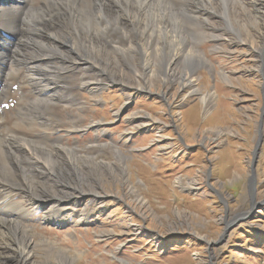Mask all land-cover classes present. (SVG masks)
Returning <instances> with one entry per match:
<instances>
[{"label": "rangeland", "instance_id": "1", "mask_svg": "<svg viewBox=\"0 0 264 264\" xmlns=\"http://www.w3.org/2000/svg\"><path fill=\"white\" fill-rule=\"evenodd\" d=\"M49 1L36 0L35 7L42 3L37 10L23 0L19 10L7 9L11 30L0 27V47L8 42L0 50V91L5 89L7 101L0 106V161L7 167L0 166L1 197L5 201L12 192V206L0 209V226L6 224L0 264H20L14 259L20 254L16 236L6 232L10 225L36 245L37 264H61L63 257L65 264H264V0H158L175 17L162 21L163 27L177 25V34L206 63L197 62L185 87L178 75L158 74L162 81L154 88L139 77L149 73L137 67L140 54L129 59L112 48L137 45L140 38L123 39L111 24L114 17L108 19L113 26L108 35L103 32L106 22L99 12L119 11L128 29L141 27L123 16L116 0L79 2L73 10L78 17L69 24L44 17ZM125 1L131 0H119ZM20 18L29 26L27 34L19 28ZM40 29L57 37L52 41ZM51 31L63 33L66 41ZM85 34L100 40L114 36L112 45L94 42L107 49L103 64L86 52ZM146 35L156 36L154 49L157 34ZM161 38L165 45V32ZM52 44L62 53L51 55L45 47ZM164 52L168 60L173 50ZM37 54L45 56L34 58ZM204 95L211 103L208 113ZM94 144L80 152L93 163L78 168L81 179L66 167V174L55 176L52 162L46 164L47 155L65 156L61 147ZM121 157L124 168L95 164ZM55 193L64 201L62 214L54 216L61 219L57 224L46 220L58 205L49 200Z\"/></svg>", "mask_w": 264, "mask_h": 264}, {"label": "bare ground", "instance_id": "2", "mask_svg": "<svg viewBox=\"0 0 264 264\" xmlns=\"http://www.w3.org/2000/svg\"><path fill=\"white\" fill-rule=\"evenodd\" d=\"M35 1L36 0H29L30 3L33 4V7L37 10H40V4L39 6H37L36 4V7H35ZM85 0H50L49 2V5H48V8L46 10H43L45 12H49V15L47 16H44V17H49L50 19H55V18H60V23H68L69 22H73V20H76V11H73L75 8V6L79 3V2H84ZM92 1V0H91ZM113 1V0H112ZM166 1V0H165ZM202 2H205L207 0H201ZM200 1V2H201ZM209 1V0H208ZM207 1V2H208ZM226 1V0H225ZM232 1V0H231ZM237 1V0H236ZM168 1H166L167 3ZM206 2V3H207ZM229 2V1H228ZM23 3V0H0V27H2L4 29V31L6 33H8L9 31L7 29H10L11 30V24H12V17L10 14H7L9 10L7 9H13L15 10V6L17 7V10L20 9L21 5ZM38 3V2H37ZM44 3V2H43ZM181 3V2H180ZM10 4V5H9ZM9 5V6H8ZM47 5V4H46ZM116 5L117 6H120L121 7V11H123V16L125 15L126 18L129 19L130 23L133 24V26L137 25L138 26V22H140L141 24V27L138 26V29L137 31L135 29H128L126 26L123 25V22H125V20H122L123 17L122 15L119 13V11H116L114 10L113 12L115 13H111V11H108V12H99V18L105 20V25L104 27L102 26V29H103V32L105 35H108V31L110 30L109 28L113 27V26H109L108 24V19L110 17H114L113 18V23H111L112 25L115 24L117 25V28H116V33H119L121 35V37L124 39H130V35H135L138 38H140L137 42V45H133L132 42H130L129 46L128 47H124L122 48V46H119L117 45L118 43H114V46H112V48L114 47V51L116 53H119V54H123L125 55L127 58L130 59V54H140L141 55V58L140 60H137L138 61V66L139 68L143 69L144 71H147L149 70V73H145L144 74H141V72L139 73V77H141L142 79H145V82H146V85L148 84L149 82V85L151 84L152 88H154L157 83H159L160 81V78L158 77V74H166L168 77L170 78H173L175 77L176 75L180 76V81H182V84H183V87H185V82H187L188 80V75L191 74V71L193 70L194 66H196L197 62H202V63H206L205 60H204V57L201 53H199V55H195L196 51H192L191 48L189 47V42H188V39L186 40L184 37H181L177 34V32L175 30L176 27H175V24L174 23H170L171 25V28H168V26H165L163 27V22L165 19H168V20H173L174 15L172 13H170L168 9H164L161 7V4L158 3V0H131V1H125V2H119V0H116ZM170 5V4H169ZM232 6V3L231 5ZM240 6V5H239ZM80 7V5H79ZM88 7V6H87ZM111 7V6H110ZM235 7V6H234ZM233 7V8H234ZM238 7V6H236ZM254 7H255V10L257 9H260L259 6H257V4H254ZM109 8V7H108ZM107 8V9H108ZM172 8V7H171ZM199 8V7H198ZM42 9V8H41ZM85 9V8H84ZM97 9V8H96ZM184 9V7H183ZM235 9V8H234ZM110 10V8H109ZM113 10V9H111ZM185 10V9H184ZM205 10V9H204ZM186 11V10H185ZM188 11V10H187ZM234 11V10H233ZM242 11V10H241ZM7 12V13H6ZM13 12V11H12ZM42 12V10H41ZM195 12V11H193ZM240 12V11H239ZM15 13V12H14ZM44 13V12H43ZM118 13V14H117ZM168 13V15H167ZM180 13V12H179ZM12 14V13H11ZM18 14V13H16ZM240 14V13H238ZM182 15V13H181ZM180 15V16H181ZM236 15V13H235ZM237 16V15H236ZM241 16V14H240ZM94 17V16H93ZM92 17V18H93ZM184 17V16H183ZM43 18V17H42ZM80 18V17H79ZM172 18V19H171ZM232 19V17H230ZM85 19V18H84ZM91 19V18H90ZM100 19V20H101ZM20 21L19 22H22L19 26L20 30L21 31H24L26 34L28 33V29H29V26H25V23L23 18H20L19 19ZM38 20V19H37ZM89 20V19H88ZM93 20V19H92ZM176 20V19H175ZM42 21V20H41ZM111 21V20H110ZM233 21H236V23L238 24V26L240 25V21H237V20H233ZM28 22V21H27ZM31 22V21H30ZM34 22V20H33ZM47 22V21H46ZM76 22L79 23V21L77 20ZM162 22V23H161ZM178 23V22H177ZM242 23V22H241ZM88 24H91L88 22ZM103 24V23H102ZM100 25V24H99ZM242 25V24H241ZM264 25V23H263ZM236 26V25H235ZM31 29V33H30V36L33 35L34 31L36 30L35 27H34V24L32 26H30ZM38 27V26H37ZM69 28V27H68ZM99 28V27H98ZM131 28V27H130ZM239 28V27H238ZM140 29V31H139ZM175 29V30H174ZM44 30V29H43ZM99 30V29H98ZM41 31V29L39 30ZM57 31V30H56ZM56 31H51L50 33H59V32H56ZM66 29H63V33H65ZM139 31V32H138ZM16 32V31H15ZM45 33L47 34L52 41L55 40V37L57 36H54L53 34H49V33H46L45 31H41V33ZM108 32V33H107ZM150 33V35H156L157 34V38H159V40L157 41V44L155 46L154 49H152L154 46L152 44V38H155L153 36H149V37H146V33ZM164 32L166 33V38L165 39V45H162L164 42H163V38L162 37V34H164ZM61 34L59 33L60 37L63 38L64 41H66L67 39V36L65 37L64 34ZM100 33V32H99ZM180 33V32H179ZM101 34V33H100ZM39 35V34H38ZM41 35V34H40ZM146 35V36H145ZM29 37V36H28ZM40 37V36H39ZM76 37V35H75ZM101 36L99 35H90V34H85L84 36V40H85V49H86V52L90 55V57L92 59H95L98 63H102L103 62V58L105 57V53L106 52V48L103 47V45L101 44V46H96L97 44H94L95 41H98V42H107L109 43V45H112L113 44V35L112 36H109L111 38H108V40H106V38H104V35H103V38L100 40ZM120 37V38H121ZM7 38V37H6ZM41 39V38H39ZM111 39V40H110ZM145 39H149L150 41H145ZM49 40V39H48ZM69 41V40H68ZM116 42V41H115ZM124 42V41H123ZM163 42V43H162ZM70 43V42H69ZM156 43V41H155ZM44 44V43H43ZM54 44H52V46H47L45 48H47V51L53 55V54H60L62 53L61 52V48L59 49L58 47H55L53 46ZM66 45V44H65ZM72 45V44H71ZM184 45V46H183ZM153 46V47H152ZM8 47V42L6 41V44L3 46V47H0V50H6ZM63 48V47H62ZM172 49L173 50V53L169 56L168 60L166 59V53L164 52V50L166 49ZM264 49V42H263V47ZM82 49V48H81ZM111 49V48H110ZM187 49H189V51L191 52H184L186 51ZM152 50V51H150ZM46 51V50H45ZM63 51V50H62ZM66 51V50H65ZM264 53V52H263ZM45 55H43L42 57H44ZM54 56V55H53ZM68 56V55H67ZM96 56V58H95ZM34 58H42L41 56H39L38 54L37 55H34L33 56ZM52 57V56H51ZM57 57V56H55ZM66 57V56H65ZM139 57V56H138ZM156 57V58H155ZM264 57V56H263ZM58 58V57H57ZM60 58V56H59ZM64 58V57H63ZM126 58V59H127ZM183 58V63L180 65L176 64L177 62H179L178 60L179 59H182ZM47 59V57H46ZM86 59V58H85ZM52 60V59H51ZM62 60V59H61ZM71 60V59H70ZM105 62V61H104ZM107 63V62H106ZM103 64V63H102ZM105 64V63H104ZM155 65H159L160 67H162V70H157L156 68L154 69L153 67ZM104 70V69H103ZM20 73V72H18ZM14 74V73H13ZM19 75V74H18ZM7 76V75H6ZM16 76V75H15ZM26 76V75H25ZM11 77V76H10ZM147 77V79H146ZM14 78V77H13ZM18 78V77H17ZM2 80H3V77H2ZM84 81V80H83ZM7 83V82H6ZM5 83V85H6ZM29 83V82H28ZM193 83L194 81H190L189 84L190 86H193ZM98 85H101L102 83L100 82H97ZM12 86V85H11ZM82 87V86H81ZM83 87H87L86 84L83 85ZM148 89V86H145V90ZM9 90V89H8ZM33 90V89H32ZM149 90V89H148ZM195 90V89H194ZM192 92V91H191ZM194 92V91H193ZM4 93H5V89H2V91H0V106L1 105H6L7 104V101L5 100V97H4ZM17 95L20 93V92H16ZM29 93V91H28ZM195 93V92H194ZM199 93V92H198ZM95 94V93H93ZM191 94V93H190ZM7 98V97H6ZM21 98V97H20ZM213 98V97H212ZM23 99V98H21ZM212 100V99H211ZM36 103L37 101L36 100H32L31 103ZM203 102L204 104H209L208 106H206V111L207 113L212 111V109L210 108V105L211 103L210 100L208 99V97H206V95L203 96ZM38 103V102H37ZM11 105V104H10ZM9 105V106H10ZM23 105V104H22ZM1 108V107H0ZM6 108V107H5ZM10 108V107H9ZM25 108V104L23 107H19L17 109V112H16V115H17V118L15 120V122L17 123V121L20 120L19 117H23L22 115V111L23 109ZM30 110V109H29ZM5 112L7 113L8 111L5 110ZM25 114V113H24ZM28 114V113H27ZM26 114V115H27ZM25 116V115H24ZM25 118V117H24ZM22 119V118H21ZM31 119V118H30ZM31 120H34V119H31ZM28 121V120H27ZM24 122V120H23ZM27 123V122H26ZM38 123V122H37ZM36 123V124H37ZM51 123V122H50ZM23 124V123H22ZM32 124V123H31ZM33 125V124H32ZM95 125H98V124H95ZM15 126V125H14ZM18 126V125H17ZM43 126V125H42ZM48 126V125H47ZM46 126V127H47ZM20 127L21 124H20ZM24 127V126H23ZM28 127V126H27ZM34 128V126H32ZM40 127V126H39ZM52 127V126H51ZM3 128V127H2ZM31 128V127H30ZM45 128V127H44ZM5 130H7L8 128H4ZM21 129V128H20ZM48 129V128H47ZM46 129V130H47ZM36 130V129H35ZM38 130V129H37ZM14 131V130H13ZM28 132V130H27ZM52 132V131H51ZM23 134V133H22ZM50 134V133H49ZM12 135V134H11ZM44 135V134H43ZM8 136V135H7ZM26 136V135H25ZM50 136V135H49ZM9 137V136H8ZM15 137V136H12V138ZM21 137V136H20ZM4 139V143L7 141L6 138H3ZM10 139V138H8ZM16 139V137H15ZM14 139V140H15ZM21 139V138H20ZM19 139V140H20ZM26 139V137H25ZM18 140V141H19ZM27 140V139H26ZM48 140V139H47ZM21 141V140H20ZM31 141V140H30ZM29 142V141H28ZM37 142V141H36ZM40 142V140H39ZM30 143V142H29ZM18 144V143H17ZM23 144V143H22ZM25 144V142H24ZM39 145V143H36ZM44 144V143H42ZM14 145V144H13ZM30 145V144H29ZM97 145V144H96ZM26 146V145H25ZM23 146L22 149L25 147ZM36 146V145H35ZM33 145V147H35ZM95 146L94 145H90V146H86L84 147L83 149L81 148H78L77 146L76 147H73V148H65V147H61L62 150L65 151L64 155L66 156H62V154L58 153H55L54 155L53 154H50V155H47V159H46V164L49 166L48 162H52L51 164V172H53V174L56 176H58L59 174L57 173V171H60V175H64L66 174V171H68L67 174H69V170L73 171V173L76 175V179H81L83 177V172L79 171V167H83V166H89V165H93V163L91 162V158L88 157L87 155H80V152L81 151H88L90 148H93ZM6 147V146H5ZM14 147V146H13ZM40 147V146H39ZM49 147V146H47ZM46 147V148H47ZM97 147V146H96ZM28 148V147H27ZM50 148V147H49ZM7 149V148H6ZM11 149V148H10ZM25 149V148H24ZM32 149V148H31ZM107 149V148H106ZM28 150V149H27ZM35 150V149H33ZM42 150V149H41ZM32 151V150H31ZM43 151V150H42ZM52 151H54L52 149ZM63 151V152H64ZM30 152V151H29ZM35 152V151H34ZM33 152V153H34ZM4 153V152H3ZM24 153V152H23ZM47 153V152H46ZM43 154V153H42ZM5 155V154H4ZM13 155H14V152H13ZM24 155V154H23ZM33 155V154H32ZM31 155V156H32ZM117 155V154H116ZM26 156V155H25ZM30 156V155H29ZM40 156V154H39ZM38 157V156H37ZM53 157H55L53 159ZM8 158V157H7ZM18 158V157H17ZM20 158V157H19ZM45 158V157H44ZM118 158V157H117ZM36 159V158H35ZM40 159V157H39ZM61 159L63 161H61ZM95 158H93L92 160L94 161ZM14 160V159H13ZM96 160V159H95ZM19 161V160H18ZM21 161V160H20ZM25 162V161H24ZM39 162V161H38ZM42 162V160H41ZM123 162V157H121L118 161H115L113 163H105L104 161H102L101 159H99L98 161H95V164L99 165L101 164L102 166H105V167H108V166H120L121 168H124L123 164L121 163ZM0 166L2 169H6L7 167L3 164V162L0 161ZM12 163V162H11ZM21 163V162H20ZM26 163V162H25ZM79 164V166L77 165ZM22 165V164H21ZM30 165V164H28ZM39 165V164H38ZM81 165V166H80ZM32 166V165H31ZM44 166V165H42ZM46 166V167H48ZM18 167V166H17ZM67 168V170L65 171V168ZM30 168V167H29ZM110 168V167H109ZM27 169V167H26ZM42 169V168H41ZM49 169V168H47ZM46 169V170H47ZM33 170H34V167H33ZM43 170L45 171V169L43 168ZM20 171V170H19ZM4 172V171H3ZM16 172V171H15ZM41 172V171H40ZM47 172V171H46ZM5 173V172H4ZM50 173V172H49ZM71 173V172H70ZM72 173V174H73ZM41 173H39L40 175ZM48 175V174H47ZM18 176H19V173H18ZM43 176H44V172H43ZM50 176V175H49ZM66 176V175H65ZM29 177V176H28ZM51 177V176H50ZM9 178V177H8ZM11 178L14 179V175L13 173L11 174ZM24 178V177H23ZM10 179V178H9ZM45 179V178H44ZM47 179V178H46ZM56 179V178H55ZM38 180V179H37ZM41 180V179H40ZM18 181V180H17ZM26 181V180H25ZM24 181V183H25ZM181 182V181H179ZM28 183V182H27ZM26 183V184H27ZM32 183V182H31ZM12 184V183H11ZM63 184V183H62ZM23 185V184H22ZM31 185V184H30ZM64 185V184H63ZM20 186V185H19ZM25 186V185H24ZM59 186V185H58ZM62 186V185H61ZM66 186V185H64ZM31 188L32 185L30 186ZM68 187V186H66ZM26 188V187H24ZM28 189V188H27ZM34 189V188H33ZM49 189V188H48ZM8 190V189H7ZM75 190V189H74ZM73 190V191H74ZM56 191V189H55ZM61 191V190H60ZM64 191V190H63ZM66 191V190H65ZM58 192V191H57ZM29 193V192H28ZM66 194V192H64ZM71 193V192H70ZM74 193V192H73ZM12 194V192H11ZM9 195L8 196V200L5 199V197H1L2 195H4V189H3V186H0V209L1 207H4L9 204L10 200L12 199L11 196L12 195ZM43 194V193H42ZM56 195H52V197H49V200H53L55 201L57 207L53 208L54 210L50 211V212H47L46 215L47 218L46 220L49 218V219H53L51 222L53 223H60L61 222V219H58L57 217L62 214V211H61V205L64 203L63 199L58 196L60 195L59 193H55ZM58 194V195H57ZM27 195V194H26ZM31 195V194H30ZM48 195V194H46ZM51 195V194H50ZM97 195V194H96ZM67 198L69 197L70 199H73L74 196L72 195H68L66 194ZM32 197V196H31ZM36 199H40V196H36L35 197ZM75 199L79 200V198L75 197ZM68 200V199H66ZM21 201V200H20ZM24 201V200H23ZM32 201V200H31ZM139 203L141 205H144L143 201L142 200H139ZM47 202L44 201L43 202V206L46 205ZM60 204V205H59ZM9 206L11 207L12 204H9ZM71 203H70V207H71ZM73 207V206H72ZM75 207V206H74ZM25 208V207H24ZM18 209V208H17ZM71 209H75V208H71ZM29 210V209H27ZM18 212V211H17ZM20 213V212H19ZM14 214V213H13ZM52 215V218H50ZM57 217H54L56 216ZM83 215V214H82ZM50 216V217H49ZM16 217V216H15ZM57 218V219H56ZM82 219H86L88 218V215L85 214L83 216H81ZM83 221V220H82ZM12 222V221H11ZM2 223V222H1ZM4 223V222H3ZM5 225L6 224H2L0 226V233L4 232L5 230ZM18 226V225H17ZM17 226L14 227V225H10V226H7L6 227V232L8 231L9 233L11 234H15L16 236V247L15 248H18L20 249V254L18 257H14L15 260H17L18 262L17 263H20V264H37V262L33 259V255H34V248L36 245H34L32 243V241L30 240H26L25 239V236H20V233H22V231H19ZM6 235V233H5ZM9 235V234H8ZM3 236V235H2ZM0 236V237H2ZM10 236V235H9ZM4 237V236H3ZM7 238V236H5ZM10 239V238H8ZM2 242V240H0ZM9 241V240H8ZM11 242V241H10ZM4 243V242H3ZM12 244V243H11ZM6 245V244H5ZM4 246V245H3ZM7 247H10V246H7ZM6 251V250H5ZM18 255V253H17ZM45 256V255H44ZM2 258V257H1ZM63 257V259L60 261L61 264H65V260L68 261V258H65ZM2 261V260H1Z\"/></svg>", "mask_w": 264, "mask_h": 264}, {"label": "water", "instance_id": "3", "mask_svg": "<svg viewBox=\"0 0 264 264\" xmlns=\"http://www.w3.org/2000/svg\"><path fill=\"white\" fill-rule=\"evenodd\" d=\"M254 169H255V167H253V169H252V178H251V180H252V183L255 184V174H254ZM251 190H252V192H253V186H252Z\"/></svg>", "mask_w": 264, "mask_h": 264}]
</instances>
